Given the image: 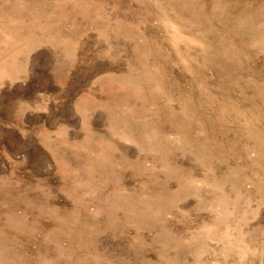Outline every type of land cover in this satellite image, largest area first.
Segmentation results:
<instances>
[{"label":"rangeland","instance_id":"rangeland-1","mask_svg":"<svg viewBox=\"0 0 264 264\" xmlns=\"http://www.w3.org/2000/svg\"><path fill=\"white\" fill-rule=\"evenodd\" d=\"M0 264H264V0H0Z\"/></svg>","mask_w":264,"mask_h":264}]
</instances>
